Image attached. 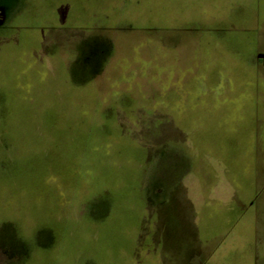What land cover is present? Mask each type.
Listing matches in <instances>:
<instances>
[{
    "label": "rangeland",
    "instance_id": "rangeland-1",
    "mask_svg": "<svg viewBox=\"0 0 264 264\" xmlns=\"http://www.w3.org/2000/svg\"><path fill=\"white\" fill-rule=\"evenodd\" d=\"M0 264H264V0H0Z\"/></svg>",
    "mask_w": 264,
    "mask_h": 264
}]
</instances>
